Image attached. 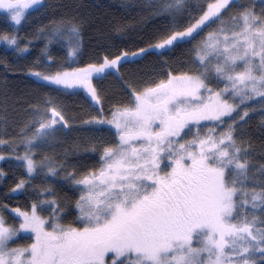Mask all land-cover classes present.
I'll list each match as a JSON object with an SVG mask.
<instances>
[{
    "label": "snow or ice",
    "instance_id": "6c2138e0",
    "mask_svg": "<svg viewBox=\"0 0 264 264\" xmlns=\"http://www.w3.org/2000/svg\"><path fill=\"white\" fill-rule=\"evenodd\" d=\"M81 7L0 0V43L20 56L44 41L26 69L41 94L15 98L18 132L0 137V181L12 179L0 200V264H264V0H162L113 31L152 16L163 27L90 63L78 60ZM33 13L41 22L27 39L20 29ZM181 45L186 58L173 59ZM153 54L160 71L125 68ZM109 76L119 92L103 86ZM80 94L95 111L80 124L107 134L90 137V166L69 158L78 146L57 150L72 130L62 96ZM0 124L7 132V104ZM13 195L24 204L5 202Z\"/></svg>",
    "mask_w": 264,
    "mask_h": 264
},
{
    "label": "trees",
    "instance_id": "16d2710c",
    "mask_svg": "<svg viewBox=\"0 0 264 264\" xmlns=\"http://www.w3.org/2000/svg\"><path fill=\"white\" fill-rule=\"evenodd\" d=\"M51 2V0H47ZM61 2L69 3L72 5H82L79 9L80 13L88 20L84 25L83 30V48L82 54L78 58L82 63H90L97 55H103L106 48L111 45H116L121 48L127 47L133 50V46L137 41L144 36L146 39L155 28L163 27L165 20L161 16H152L151 19L146 21L145 26L141 29L137 26L134 30H130L126 35H120L113 31V25L120 21L125 20H139L141 17H147L151 12L153 6L162 2V0H61ZM41 18L34 16L31 18L21 29L20 35L27 39H32L35 34V29L39 26ZM4 28L3 22L0 20V30ZM43 39L33 40L32 46L29 49L30 54L18 56L11 48H7L0 43V111H3L5 104H7L9 112V125L7 132L3 124H0V137L9 138L18 132V127L13 125V121L17 124L23 118V114L19 112L14 103L15 98L21 94L27 95L33 99L41 93L33 86L32 81L26 75V69L31 65L39 56L40 49L43 47ZM142 46V45H141ZM188 45H181L180 48L174 51L173 59H185L187 56L186 49ZM114 50V49H113ZM52 54L58 59L63 58V51L59 44H53L51 47ZM185 55L182 57L181 53ZM167 55L163 58L166 59ZM156 55H150L145 60L139 61L137 64L125 65L126 69L135 70L152 68L155 66L157 71L161 70V65ZM82 63L74 64L73 66H82ZM103 86L111 92H119L118 84L114 77L109 76L103 82ZM44 91H47L45 89ZM122 96V93H120ZM62 99L65 102L66 114L71 118L72 130L67 134H61L62 144L57 149L62 151L63 148L73 149L78 146V151L71 155L69 158L72 160H79L83 164L92 165L98 160V153L91 151L90 137L96 135H107L106 133H93L88 127L80 124V120L87 118V113L92 112L95 114L91 103L85 99L84 94L80 95H64ZM99 107V106H97ZM105 113H108L110 107L109 101L104 102ZM258 116H253L249 120L251 129L255 133L254 141L258 145L260 143V133L258 131ZM87 149V151H85ZM0 150L3 149L0 146ZM23 152V148H20ZM39 159V156H37ZM0 166L5 168L8 165L0 162ZM18 172V168H14ZM39 183V181H36ZM11 174L8 181H0V200L3 199V194L11 185ZM13 206L17 204L23 205L25 202L24 197L13 195L8 201ZM70 219V218H69ZM11 221V219H9Z\"/></svg>",
    "mask_w": 264,
    "mask_h": 264
},
{
    "label": "rangeland",
    "instance_id": "374dc122",
    "mask_svg": "<svg viewBox=\"0 0 264 264\" xmlns=\"http://www.w3.org/2000/svg\"><path fill=\"white\" fill-rule=\"evenodd\" d=\"M34 16L39 17L38 14L33 13L32 16L29 18V20H30L31 18H33ZM29 20H28V21H29ZM1 21H2V20H1ZM28 21H27V22H28ZM27 22H26V23H27ZM26 23H25V24H26ZM25 24H24V25H25ZM45 214H46V213H45ZM9 223H12V221H9ZM24 242H25V241H23V240L18 241V243H24ZM29 242H30V241H29Z\"/></svg>",
    "mask_w": 264,
    "mask_h": 264
}]
</instances>
